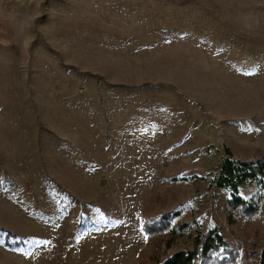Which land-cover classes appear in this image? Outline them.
<instances>
[{"label": "rangeland", "instance_id": "1", "mask_svg": "<svg viewBox=\"0 0 264 264\" xmlns=\"http://www.w3.org/2000/svg\"><path fill=\"white\" fill-rule=\"evenodd\" d=\"M227 154L264 159V0H0V264L151 263L146 217L158 261L216 230L250 264Z\"/></svg>", "mask_w": 264, "mask_h": 264}, {"label": "trees", "instance_id": "2", "mask_svg": "<svg viewBox=\"0 0 264 264\" xmlns=\"http://www.w3.org/2000/svg\"><path fill=\"white\" fill-rule=\"evenodd\" d=\"M246 181H256L259 186L264 188V159L248 162L235 161L227 154L220 163L214 184L217 188L226 189L228 192L227 218H229V224L234 220V212H240L250 217L256 212V207L239 194L240 187ZM167 220L166 218H144L142 228L147 239L146 246H151L154 249L153 255L156 257L151 258V263L139 260L138 264H233L235 262V255L229 250L227 242L216 230L203 234L202 241H198L196 238L193 250H180L163 261H158L157 252L161 251L159 239L166 237L167 242H171L174 237V229L169 227ZM6 235L7 237L13 236L11 233ZM164 242L166 243V241ZM216 252L227 254V256L218 259L215 255ZM250 264H264V248L256 252V257Z\"/></svg>", "mask_w": 264, "mask_h": 264}]
</instances>
